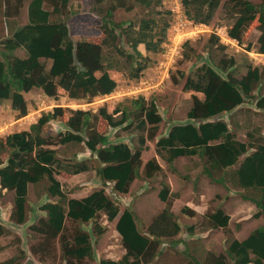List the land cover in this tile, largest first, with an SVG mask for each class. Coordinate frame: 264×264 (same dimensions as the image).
Wrapping results in <instances>:
<instances>
[{"label": "trees", "instance_id": "trees-1", "mask_svg": "<svg viewBox=\"0 0 264 264\" xmlns=\"http://www.w3.org/2000/svg\"><path fill=\"white\" fill-rule=\"evenodd\" d=\"M129 1L83 0V8L99 20L103 37L100 43H94L75 42L70 37L68 20L79 13L72 8L73 0H0V21L10 33L0 41V106L9 102L10 111L21 119L28 115L25 94L33 90L52 100L65 97L90 103L112 95L120 84L138 82L153 64L152 56L164 52L169 13L158 10L162 0H133L147 10L146 16L134 22L116 21L118 11L130 13L134 9ZM181 2L188 20L206 26L222 7L232 23L227 37L241 45L243 36L255 29L259 32L255 53L264 55V0L258 5L248 0ZM24 6L27 22L22 26L9 22L19 17ZM190 47L189 42L183 46L185 60L190 59ZM215 48L222 52L225 46L212 35L206 55H195L201 64L194 77H186L183 87L185 92L201 93L203 100L192 96L186 120L171 125L164 134L159 133L163 117L156 102L146 103L139 97L129 99L130 106L105 100L94 113L54 107L41 113L27 130L0 137V195L3 190L12 194L11 224L27 222L30 186H40L44 193L45 202L39 208L44 217L30 227L33 240L38 239L30 246L33 256L42 260V256L56 255L57 241L64 264L94 261L92 236L98 239L105 233L99 222L104 215L109 222L116 220L124 254L119 260L101 259L98 264H154L169 252L175 253L172 248L177 244L186 247V253L178 254L184 255V264H264V222L243 240H231L224 253L202 249L205 254L198 255L200 258L194 254L196 250L190 253L191 242L196 241L190 238L197 236V228L199 233L227 230L230 216L224 206L228 200L239 197L256 208L252 215L255 219L264 221V144L253 145L250 138L247 143L236 140L220 119L243 104L254 103L264 113V95L260 94L264 68L246 65L245 75L237 76L242 64L230 56L218 59ZM252 49L250 44L246 48L248 52ZM18 51L24 55L18 56ZM184 78V72H177L172 83L178 85ZM51 123H58L55 137L45 134ZM132 126L133 131L141 133L134 149L121 141L111 142L113 131ZM147 139L155 140L157 157L165 162L170 174H177L174 163L179 158L198 160L195 181L202 179L222 190L211 202L214 208L197 211L163 185L157 197L164 208L144 231L132 209L120 210L107 188L111 187L115 197L128 195L136 180L152 181L163 171L156 158L143 161ZM55 145L80 147L90 158H61L58 149L52 147ZM88 171L94 172L101 187L82 198H70L56 177ZM199 219L203 220L202 228L197 226ZM84 225H91V231L83 230ZM9 234L0 224V238ZM19 253L0 264H21L24 253Z\"/></svg>", "mask_w": 264, "mask_h": 264}, {"label": "rangeland", "instance_id": "rangeland-1", "mask_svg": "<svg viewBox=\"0 0 264 264\" xmlns=\"http://www.w3.org/2000/svg\"><path fill=\"white\" fill-rule=\"evenodd\" d=\"M162 1V7L158 10L163 12H169L170 9L174 10L178 5L174 4V0ZM248 1L258 5L262 0ZM129 2L135 5L133 0ZM177 2L179 3L180 0H177ZM72 4L73 10L79 11V13L68 20L67 24L70 30V37L75 42L87 41L100 43L103 36L100 31L98 18L83 8L85 4L83 0H73ZM146 13L147 10L135 5L130 13H125L122 10L118 11L115 15V19L116 21L130 20L134 22L146 16ZM166 18L170 24L173 21V13ZM9 22H15L17 25H24L26 23V7L24 6L20 10L19 17L11 19ZM231 25V21L225 17L224 10L220 7L208 26L199 27L198 32L193 35H187L189 36L187 41L191 46L190 51L187 52L190 59H184V49L182 53L179 49L173 50L175 46L169 41L167 44L168 47H163L164 52L162 54L159 56H152L153 64L148 67L138 82H125L120 84L116 91L106 99L96 98L90 103L72 102L65 97L52 100L47 98L40 90H33V92L25 94L28 105V115L21 119H16L15 114L10 111L9 102H4L0 106V137L3 138L7 134L27 130L31 124L37 122L41 113L47 112L54 107L60 106L84 111L90 110L94 113L98 111V108L103 105L105 100H111L115 105L124 104L130 106L129 99L139 97L143 98L146 103H149L151 100L156 102L159 113L163 117V122L159 126V133L164 134L171 125L182 123L186 120L187 112L192 106V95H195L192 91L185 92L183 90L186 77H194L196 68L201 64V62H198L194 57L200 52L201 55H206L204 51L207 44L210 43V37L212 35L217 36L220 44L225 46L222 52L216 48L213 50L216 52L218 59L230 56L234 57L238 64H242L240 69H237L235 73L237 76L245 74L246 65L256 67L264 66V59H261V57L254 53L249 54L245 51L248 44L253 45L256 43L259 36L257 30L251 29L247 35L243 36L242 45H239L237 42L231 41L227 37V31ZM8 34L10 33L6 25L3 21H0V41L8 37ZM253 47L256 48V45ZM125 48L128 50L127 46ZM17 55L22 57L24 54L22 51H18ZM147 56H149V54H147ZM177 72H184L185 78L184 80H180L178 85H174L172 83V76H176ZM262 81L263 85L261 86L260 94H264V75ZM197 97L202 98L201 95H197ZM245 110L248 109H239L228 116L220 117V119L227 121L231 127L233 126L236 136L240 141H248V134H251L252 139L255 141L263 139L264 114L260 112L255 113L252 108L249 110L253 112L247 111L245 113ZM58 131V123H51L45 128V134L53 137L57 135ZM140 134V131H133L132 126L129 130L123 128L113 131L110 135V140L111 142L121 141L134 149L135 147L132 146H137L138 135ZM52 147L58 149L59 157L61 158L70 157L76 161H85L90 158L89 153L85 152L80 147L72 146L60 148L57 145ZM144 149L142 156L143 161L147 162L152 158H156L157 162L165 168L162 173L153 178L152 181L136 180L131 186L129 194L121 197H114L111 192V187L107 188V194L110 198L117 200L116 203L119 204L120 210H124V208L128 207L134 211L142 231L151 223L153 217L164 208V204H162L157 197L158 192L164 187L163 185L168 186L172 195L180 196V199L184 203L190 206L192 205L197 211L203 212L207 210V208L209 210L215 207L211 202L217 200L215 197L217 194H221L222 190L220 188L208 186L202 179H200L199 182L194 180V178L198 177L199 173V163L197 159H194L195 161L192 163L187 159H181L177 162V168L183 173L191 168L195 170L191 175L190 181L185 183V180L181 177L170 174V169L167 165L159 160L155 151V140L147 139ZM56 177L63 185L66 192L70 193V198L86 197L101 187L93 171L75 176L61 173ZM228 185L233 191H238L237 188H233L229 183ZM241 192L243 191L241 190ZM44 199V193L40 186H30L28 201L31 211L28 214V220L24 225L13 226L9 221L10 209L12 207V194L6 193L5 191L1 192L0 224L7 228L10 234L0 238V249H2V251H0V263L19 256V252L22 251L24 256L21 260V264H64L62 262L60 246L57 241L54 243L56 255L42 256V260H40L39 256H33L30 252V246L35 243V241H38L37 238L35 241L33 240L30 227L40 218L44 217V214L39 211L41 204L45 202ZM247 204L248 203L241 202L239 197L228 200L224 206L226 213L230 216L227 230L223 231L219 229L217 231L199 233V228H197V236L190 238L191 240H196L191 242L190 253L196 250L197 252L194 253L195 255H204L205 253L203 254L202 249L212 250V252L217 254L224 253L231 240H243L252 229L257 225H261L264 221L262 219H255L252 216L256 209H253L252 205ZM202 221L199 219L197 223L198 227L202 228ZM99 222L104 226L105 233L98 239L92 236L93 250L96 259L94 261H86L85 264H98L101 259L119 260L124 254L120 237L115 230L116 220L109 222L104 215H101ZM67 224L71 226L69 223ZM81 228L87 232L92 229L91 225H84L81 226ZM175 248H172L177 250L176 252L174 251L175 253L169 252V254L158 259L154 264H184V255L180 256L178 254L179 251L181 253H186V247L182 244H177ZM198 258L200 257L198 256Z\"/></svg>", "mask_w": 264, "mask_h": 264}, {"label": "clouds", "instance_id": "clouds-1", "mask_svg": "<svg viewBox=\"0 0 264 264\" xmlns=\"http://www.w3.org/2000/svg\"><path fill=\"white\" fill-rule=\"evenodd\" d=\"M174 4H178L176 7H175V9L174 10H171L170 9V11L168 12L169 13V15H171L172 13H173V21L169 24L170 25V27L168 28V40H166V42L163 44V47H168V43H169V41H170V39H171V36H172V32L174 31V26L176 25V22H177V19L179 18L178 16H182L186 21H187V23H189L188 25H187V29H185L183 32H184V38H183V41H182V43H180V45H179V47H178V49L179 50H181V53H182V51H183V46H184V44L186 43V42H188L187 41V39H189V36H187L188 34H194V33H196V32H198V29H199V27H202V26H206V25H203V24H197V23H194V22H192V21H190V20H188L187 18H186V16H185V14H184V10H183V6H182V2H181V0H180V2L178 3L177 2V0H174ZM26 22H27V14H26ZM22 26V25H21ZM188 30V31H187ZM190 32V33H189ZM258 32V31H257ZM259 33V32H258ZM259 37V36H258ZM258 39V38H257ZM232 41V40H231ZM170 43H171V41H170ZM172 44V43H171ZM257 44V41H256V43H254L253 45H251V46H255ZM240 45V44H239ZM242 45V44H241ZM249 45V44H248ZM247 45V46H248ZM247 46H246V48H247ZM257 47V46H256ZM246 48H245V51L246 52H248L247 50H246ZM177 49V50H178ZM167 50V49H166ZM255 51H256V48L255 47H253V49L251 50V52H248L249 54L250 53H254V54H256V55H258L259 57H261V59H264V55H261V54H258V53H255ZM253 67H256V66H253ZM258 68H260V70L262 69V68H264V66H261V67H258ZM246 73V72H245ZM245 75V74H244ZM262 78H263V75H262ZM193 92V91H192ZM195 93V95H192V96H196L197 97V95H201V97L202 98H199L198 97V99H200V100H203V95L201 94V93H196V92H194ZM197 94V95H196ZM257 93H255L254 92V95H256ZM261 95H264V94H261ZM107 97H109V96H107ZM107 97H103V99L105 98H107ZM50 99V98H49ZM192 100V99H191ZM60 107V106H59ZM253 109L254 111H255V113H258V112H260V113H263L261 110H258V109H256L255 108V104L253 103V105H251V104H243V105H240V106H238V107H236L233 111H231L230 113H227V114H225V115H223V116H228L229 114H231V113H233V112H235V111H237V110H239V109H248V110H245L244 112L246 113L247 111H249V112H253V111H251V110H249V109ZM72 110H81V109H72ZM264 114V113H263ZM222 116V117H223ZM222 120V119H221ZM222 121H224L227 125H228V128H229V130L231 131V133H233L234 135H235V137H236V140H238V138H237V136H236V133H235V131H234V128H233V126L231 127L230 125H229V123L227 122V121H225V120H222ZM235 125H236V123H235ZM264 135V134H263ZM248 137L250 138V140H251V143L253 144V145H256L257 143H260V144H264V136H263V139H261V140H259V141H255V140H253L252 139V137H251V134H248ZM238 141H240V140H238ZM249 141V140H248ZM248 141H240V142H244V143H247ZM251 151H254V149H252ZM181 159H187V160H189V161H191V163L193 162V159H195V158H186V157H181V158H179L175 163H174V168H175V170L177 171V174H175L177 177H181L183 180H185V183H188L189 181H187V179H191V175H192V173H193V171H195V170H193V168H191V169H188L187 171H185L184 173L181 171V170H179L178 168H177V162L179 161V160H181ZM161 162H163L164 164H165V162L161 159L160 160ZM198 161V160H197ZM158 164L160 165V167L162 168V170H164L165 168H163V166L158 162ZM166 165V164H165ZM200 166V165H199ZM164 167H166V166H164ZM200 169V168H199ZM183 177H185V178H183ZM194 180H195V178H194ZM3 191H5V190H3ZM115 197V196H114ZM119 197H121V196H119ZM113 200H116V199H113ZM117 201V200H116ZM190 206V205H189ZM190 207H192V205L190 206ZM118 234V233H117ZM119 236V235H118Z\"/></svg>", "mask_w": 264, "mask_h": 264}, {"label": "built area", "instance_id": "built-area-1", "mask_svg": "<svg viewBox=\"0 0 264 264\" xmlns=\"http://www.w3.org/2000/svg\"><path fill=\"white\" fill-rule=\"evenodd\" d=\"M178 17L179 18L177 19L176 25L173 28L174 31L172 32V36L170 39L172 45L175 46L173 47V50H177L180 43H182L183 38L185 37L183 31L187 29V25L189 24L182 16H178Z\"/></svg>", "mask_w": 264, "mask_h": 264}, {"label": "crops", "instance_id": "crops-1", "mask_svg": "<svg viewBox=\"0 0 264 264\" xmlns=\"http://www.w3.org/2000/svg\"><path fill=\"white\" fill-rule=\"evenodd\" d=\"M253 207V209H256V208H254V206H252Z\"/></svg>", "mask_w": 264, "mask_h": 264}]
</instances>
